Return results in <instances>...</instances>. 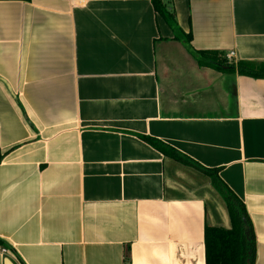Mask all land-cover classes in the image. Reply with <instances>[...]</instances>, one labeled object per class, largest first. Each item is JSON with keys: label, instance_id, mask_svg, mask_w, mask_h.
<instances>
[{"label": "crops", "instance_id": "obj_1", "mask_svg": "<svg viewBox=\"0 0 264 264\" xmlns=\"http://www.w3.org/2000/svg\"><path fill=\"white\" fill-rule=\"evenodd\" d=\"M0 1V264H206L245 205L264 264V0ZM5 251V252H4Z\"/></svg>", "mask_w": 264, "mask_h": 264}, {"label": "trees", "instance_id": "obj_2", "mask_svg": "<svg viewBox=\"0 0 264 264\" xmlns=\"http://www.w3.org/2000/svg\"><path fill=\"white\" fill-rule=\"evenodd\" d=\"M0 1L27 2L30 0ZM152 4L156 13L159 14L174 31L176 39H180L189 46L191 37L185 35L179 29L174 14L168 11L166 5L161 0H152ZM195 57L201 67L212 68L224 73L264 79V63L233 62L230 64L226 55L221 53H195ZM144 140L149 142L164 156L194 167L203 174H206L212 180L213 186L226 203L231 220V228L206 227V264H254L256 241L246 207L220 180L218 177V170L205 169L157 140L149 138H145Z\"/></svg>", "mask_w": 264, "mask_h": 264}, {"label": "built area", "instance_id": "obj_3", "mask_svg": "<svg viewBox=\"0 0 264 264\" xmlns=\"http://www.w3.org/2000/svg\"><path fill=\"white\" fill-rule=\"evenodd\" d=\"M226 58L229 62H232L233 59L235 58V54L234 53H229L228 55H226ZM5 252V251H4Z\"/></svg>", "mask_w": 264, "mask_h": 264}, {"label": "water", "instance_id": "obj_4", "mask_svg": "<svg viewBox=\"0 0 264 264\" xmlns=\"http://www.w3.org/2000/svg\"><path fill=\"white\" fill-rule=\"evenodd\" d=\"M6 264H14L10 259H6Z\"/></svg>", "mask_w": 264, "mask_h": 264}]
</instances>
